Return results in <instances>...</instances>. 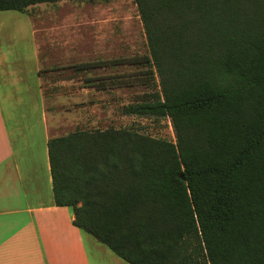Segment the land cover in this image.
<instances>
[{"label": "trees", "instance_id": "obj_1", "mask_svg": "<svg viewBox=\"0 0 264 264\" xmlns=\"http://www.w3.org/2000/svg\"><path fill=\"white\" fill-rule=\"evenodd\" d=\"M133 1L148 53L97 63L142 70L96 87L146 88L121 113L168 119L175 141L133 127L49 138L54 205L127 264H264V0Z\"/></svg>", "mask_w": 264, "mask_h": 264}, {"label": "crops", "instance_id": "obj_2", "mask_svg": "<svg viewBox=\"0 0 264 264\" xmlns=\"http://www.w3.org/2000/svg\"><path fill=\"white\" fill-rule=\"evenodd\" d=\"M29 35L34 68L4 72L0 59V264H127L75 227L71 209L55 206L52 195L47 140L61 136L64 118L73 131L81 119L93 123L95 102L77 104L111 89H97L103 77L90 75L102 66L81 62L78 48L90 44L79 40L41 60L31 24Z\"/></svg>", "mask_w": 264, "mask_h": 264}, {"label": "rangeland", "instance_id": "obj_3", "mask_svg": "<svg viewBox=\"0 0 264 264\" xmlns=\"http://www.w3.org/2000/svg\"><path fill=\"white\" fill-rule=\"evenodd\" d=\"M30 24L41 60L58 57L60 54L57 49L60 48L61 42L70 40L90 44L78 48L82 56L81 62L94 60L111 62L118 58L127 59L148 53L142 23L133 0H95L92 3L85 0H71L55 4H38L29 7L25 13L0 12V59L4 72L8 69H18L19 65L24 68L27 66L34 68L37 65L29 35ZM126 62L97 68L95 73L91 72L90 75L103 78L122 76L125 82L129 75L142 70L140 66H132ZM58 63L64 65L62 62ZM52 64L55 65V62ZM155 80L158 82L157 78ZM131 84L126 86L122 82L120 87L111 88L103 95L96 94V97L89 96L84 101H80V104H77L81 105L80 107H83L87 100H93L90 102H95L96 106L94 112H89L93 123L91 120L89 123H84L85 119H81L78 129L133 127L150 137L175 141L168 119L126 116L121 113L123 106L141 101L143 94L149 93L137 82L131 81ZM70 105L71 103L66 102L60 104L63 109H69ZM60 123L65 126L59 131L60 135L73 131L71 122L68 124L67 118L62 119Z\"/></svg>", "mask_w": 264, "mask_h": 264}]
</instances>
